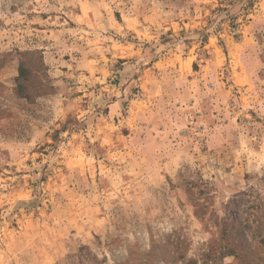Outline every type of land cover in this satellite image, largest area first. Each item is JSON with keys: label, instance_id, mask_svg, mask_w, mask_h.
I'll use <instances>...</instances> for the list:
<instances>
[{"label": "rangeland", "instance_id": "1", "mask_svg": "<svg viewBox=\"0 0 264 264\" xmlns=\"http://www.w3.org/2000/svg\"><path fill=\"white\" fill-rule=\"evenodd\" d=\"M0 264H264V0H0Z\"/></svg>", "mask_w": 264, "mask_h": 264}]
</instances>
